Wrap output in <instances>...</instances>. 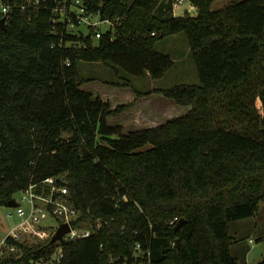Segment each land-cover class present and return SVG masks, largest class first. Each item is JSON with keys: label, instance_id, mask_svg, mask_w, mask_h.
<instances>
[{"label": "trees", "instance_id": "obj_1", "mask_svg": "<svg viewBox=\"0 0 264 264\" xmlns=\"http://www.w3.org/2000/svg\"><path fill=\"white\" fill-rule=\"evenodd\" d=\"M3 1L12 8L6 30L0 27V206L57 178L80 211L74 226L94 232L55 244L11 241L19 251L0 264L50 261L60 248L58 264H247L232 254L238 240L230 224L256 216L264 200L257 107L259 100L264 106V0L215 10L217 0H190L199 13L183 17L165 0H135L132 8L127 0H91L92 12L124 17L118 32L97 40L56 18V0L25 9L27 0ZM179 33L200 84L133 91L162 94L190 111L153 128L111 126L134 103L113 109L84 90L94 79L81 78L78 62L160 79L174 62L157 52V41Z\"/></svg>", "mask_w": 264, "mask_h": 264}, {"label": "rangeland", "instance_id": "obj_2", "mask_svg": "<svg viewBox=\"0 0 264 264\" xmlns=\"http://www.w3.org/2000/svg\"><path fill=\"white\" fill-rule=\"evenodd\" d=\"M235 0H217L212 9H221L227 4ZM242 1V0H240ZM156 50L159 54L168 55L174 62V67L168 71L162 78L153 79L150 76H133L128 74L125 70L116 67L110 63L109 66L100 62H78L81 78L94 79V81L83 86L84 90L90 91L96 95H100L104 100L109 101L111 107L114 109L119 105L134 103L133 106L120 117H112L109 119L111 126L123 127V132L130 130L143 129L150 125L155 127L166 123L167 121L182 116L188 113L191 107H184L178 105L173 100L165 98L162 94L154 93L152 95L160 96V99H166L176 105L177 109H170L167 112L166 118H158L157 121L149 123L143 122L136 116V105L138 102L142 107H148L147 102L142 100L147 97H137L134 89L142 92L152 91L155 89H168L180 84L199 85L200 79L194 62L190 45L188 43L185 33L169 35L160 38L156 44ZM130 81L132 88H122L119 86H112L108 83H124ZM158 98V97H156ZM157 104V103H154ZM257 107L260 114L264 117V106L261 100L257 101ZM134 108L133 110H131ZM184 110H181L183 109ZM216 116L220 118L224 114L223 109L216 106ZM159 113V109L154 110V113ZM156 118V116H155ZM220 121V120H219ZM222 121V120H221ZM151 145H146L142 150L150 149ZM22 194L14 195L16 202L20 201ZM0 239H2L8 231L16 227L22 219L17 214L15 207L0 206ZM50 224L58 225L55 219L49 220ZM46 220L43 221V224ZM231 235L237 238V243L232 247V254L241 261L247 259V264H258L264 256V200L259 204V210L256 216L248 219L234 221L230 224ZM253 239L251 243L250 240ZM178 241V240H177ZM58 243V242H57ZM180 243V241H179ZM178 243V244H179Z\"/></svg>", "mask_w": 264, "mask_h": 264}, {"label": "built area", "instance_id": "obj_3", "mask_svg": "<svg viewBox=\"0 0 264 264\" xmlns=\"http://www.w3.org/2000/svg\"><path fill=\"white\" fill-rule=\"evenodd\" d=\"M46 1L27 0L22 8H37ZM165 3L178 17L197 16L199 13L198 8L190 0H165ZM91 7V0H56L53 13L59 20L66 21L69 28L74 31L82 30L84 34L92 35L94 40L101 38L107 32H118L124 17L115 19L102 17L101 11L92 12ZM11 8V5L0 0V18L6 20ZM20 194L22 198L19 202L17 201L18 206L15 208L22 221L0 239V258L6 254L18 253L19 247L14 243H41L51 240L58 228L65 223L70 225V232L64 236L63 240L76 241L93 235L94 228L91 226L82 224L74 226V222H77L81 216L80 211L69 201L67 187L59 185L57 178L50 177L42 182L31 184ZM51 219L57 220L58 225L50 224ZM45 220L46 223L43 224ZM101 227L102 225L98 222L96 229L100 230ZM62 258L60 248L50 261L41 259L34 264H58Z\"/></svg>", "mask_w": 264, "mask_h": 264}, {"label": "crops", "instance_id": "obj_4", "mask_svg": "<svg viewBox=\"0 0 264 264\" xmlns=\"http://www.w3.org/2000/svg\"><path fill=\"white\" fill-rule=\"evenodd\" d=\"M160 98H161L160 96L152 95L149 98L143 99L142 104H144L143 103L144 101L148 103V107L146 108L140 106L141 102L140 103L138 102V104L134 108H136L135 112H137L138 115L136 116L139 118V120L143 119V122L148 121L149 123H153L157 121V115H158V118H161V116L162 118H166L169 115V114L167 115V112L170 109H177L176 105L171 103V101H167L164 98L163 99H160ZM154 103H157V104H154ZM134 108H132L131 110H133ZM157 109H159V113L158 112L154 113V110H157ZM181 110H184V108ZM153 127H155V125H150L146 128H153ZM250 242L252 243L253 239H251ZM245 260L247 262L246 255H245Z\"/></svg>", "mask_w": 264, "mask_h": 264}, {"label": "water", "instance_id": "obj_5", "mask_svg": "<svg viewBox=\"0 0 264 264\" xmlns=\"http://www.w3.org/2000/svg\"><path fill=\"white\" fill-rule=\"evenodd\" d=\"M128 1V5L129 8H132L135 1L134 0H127ZM0 27L3 30H6V20L4 18L0 19ZM7 207H17L18 203L16 202V200L12 199L10 200L7 204ZM184 220H181L175 227V230H179L181 228V225L183 224ZM70 232V225L69 224H62L58 230L56 231V233L53 235V237L51 238V244H55L57 242H60L64 239V236ZM177 243H179V240L177 241Z\"/></svg>", "mask_w": 264, "mask_h": 264}]
</instances>
